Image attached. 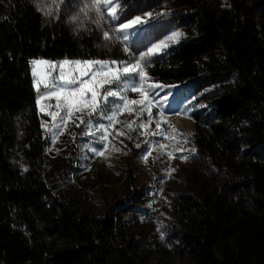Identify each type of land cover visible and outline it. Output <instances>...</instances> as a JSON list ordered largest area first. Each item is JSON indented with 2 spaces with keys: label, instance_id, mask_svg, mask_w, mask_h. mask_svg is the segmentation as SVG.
Wrapping results in <instances>:
<instances>
[{
  "label": "trees",
  "instance_id": "obj_1",
  "mask_svg": "<svg viewBox=\"0 0 264 264\" xmlns=\"http://www.w3.org/2000/svg\"><path fill=\"white\" fill-rule=\"evenodd\" d=\"M187 29L149 74L157 81L196 78L212 119L195 118L194 143L232 159L238 138L264 145V0L255 17L243 0L218 10L188 0ZM80 39L46 23L28 0H0V264H146L108 214L96 216L57 199L42 178L44 136L32 60L121 59V50ZM243 196H207L182 214L181 256L193 264H264V164L239 166Z\"/></svg>",
  "mask_w": 264,
  "mask_h": 264
},
{
  "label": "rangeland",
  "instance_id": "obj_2",
  "mask_svg": "<svg viewBox=\"0 0 264 264\" xmlns=\"http://www.w3.org/2000/svg\"><path fill=\"white\" fill-rule=\"evenodd\" d=\"M28 1L46 23L62 24L80 39L105 42L109 45L105 49H120L122 53V58L117 60L31 61L45 142L44 182L57 199L69 206L96 216L108 214L112 217L115 225L125 230L136 251L145 257L146 264H193L180 255V232L184 228L182 214L187 203L203 201L207 196L229 203L240 199L244 192L239 166L244 162L264 164V145L251 147L244 137H240L237 140L239 152L232 159L200 152L194 143V119L201 122L212 119V107L202 98L205 92L215 94V89L205 87L195 91L196 78L183 83H166L149 74L148 69L153 63L164 64L169 47L190 35L187 29L188 0H116L114 18L107 14L105 5L98 14L94 0ZM197 1L216 10L229 3V0ZM243 1L255 17L260 14L263 0ZM137 16L141 17L142 23L125 33L117 31L121 23H128ZM105 32L109 39L104 38ZM174 33H180V36L174 37ZM125 35L127 39L123 38ZM162 41L167 47L143 65L147 73L143 87L151 94L153 104L148 107L129 104L122 108L123 100L109 97L106 113L109 116L116 113L110 127L106 118H101L99 113L89 115L86 107L83 112H74L68 117L63 102L46 95L57 90L53 84L62 85L59 65L65 61L70 62L64 65L66 76L83 67L76 65L77 61L134 64L141 54ZM92 67L94 71L101 70L100 64L94 63ZM90 75L83 79H89ZM153 84L162 87H151ZM140 85L139 75L130 74L122 78L119 87L114 83L106 89L119 91L129 101L141 100L143 97L139 92L131 91L132 87ZM125 88L127 91L123 90ZM89 121L93 125L91 134H88ZM99 124L106 126L107 140L100 139L104 132L97 130ZM98 152L104 155H97Z\"/></svg>",
  "mask_w": 264,
  "mask_h": 264
},
{
  "label": "snow or ice",
  "instance_id": "obj_3",
  "mask_svg": "<svg viewBox=\"0 0 264 264\" xmlns=\"http://www.w3.org/2000/svg\"><path fill=\"white\" fill-rule=\"evenodd\" d=\"M116 0H94V7L96 8L97 13L99 14L101 11V6H107L106 11L107 14L111 17H115L116 7L114 6ZM149 16L151 13L148 14ZM141 17L137 16L134 20L129 21L128 23H121L119 29L117 31L125 33L128 29L132 28L134 25L142 23ZM105 39H109L108 33L104 34ZM180 36V33H174V37ZM127 39L125 35L123 37ZM167 47L166 42H161L149 48L147 52L140 55L139 60H137L134 64H126L125 62H75L76 65H83L78 69H74L67 76L64 74V65L69 64L70 62L65 61L59 65L61 68V74L59 76V80L62 81V85L58 86L57 84H53L52 87L57 89L56 91H49L46 95L48 97H55L58 101L63 102V106L67 111V116L71 117L74 112H83L85 107L89 109V115L99 113L101 118H106L111 126V121L114 120L116 113L114 112L112 115H107L105 106L108 104L109 97H119L124 101V104L121 106L122 108H127L129 104H141L144 107L151 106L153 101L150 99V93L144 89L143 82L147 78V73L143 70L144 62L149 59L151 56L157 54L162 48ZM127 51V49H125ZM33 63H37V61H33ZM100 64L101 70L94 71L93 64ZM91 73L89 79H83V77L88 76ZM130 74H138L141 85L139 87H132L131 91L139 92L143 97L141 100H127L126 97L122 96L119 91L111 90L110 88L106 89L107 85L117 84L119 87V82L126 75ZM70 85H77L76 87H69ZM47 86V85H46ZM39 87V84L37 85ZM151 87H162L161 85L153 84ZM103 90V91H102ZM127 91V89H123ZM43 99V97H41ZM144 110L143 108L141 109ZM43 111V108H41ZM150 114V112H149ZM163 116V114H160ZM83 119L81 118V123H83ZM79 126V125H77ZM157 127L160 126L159 122L156 124ZM89 133L91 134V128L93 127L92 122H88ZM140 127H144V125H140ZM97 130H102L104 135L100 138L102 140L108 139L107 128L103 124H99L97 126ZM118 151V149H117ZM97 155L103 156V152H98ZM147 157H145L146 159Z\"/></svg>",
  "mask_w": 264,
  "mask_h": 264
}]
</instances>
